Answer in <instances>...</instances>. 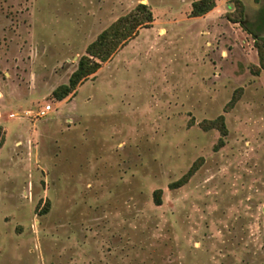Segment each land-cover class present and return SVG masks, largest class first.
Listing matches in <instances>:
<instances>
[{
    "label": "rangeland",
    "instance_id": "1",
    "mask_svg": "<svg viewBox=\"0 0 264 264\" xmlns=\"http://www.w3.org/2000/svg\"><path fill=\"white\" fill-rule=\"evenodd\" d=\"M194 1L0 0V264H264V0Z\"/></svg>",
    "mask_w": 264,
    "mask_h": 264
},
{
    "label": "trees",
    "instance_id": "2",
    "mask_svg": "<svg viewBox=\"0 0 264 264\" xmlns=\"http://www.w3.org/2000/svg\"><path fill=\"white\" fill-rule=\"evenodd\" d=\"M215 6L214 0H196L191 4V16L199 17ZM242 13V9L240 10ZM241 16V15H240ZM153 21L150 9L144 4H138L132 11L124 16L119 17L108 28L103 30L97 38L86 48V55L81 56L77 63L76 69L71 73L67 84L60 85L52 91V96L56 100H62L70 94L76 85L87 76L94 74L101 66V63L107 61L122 46L136 35V31L141 26H147ZM264 39V37H263ZM264 45V44H263ZM260 66L264 69V49L262 46H256ZM264 48V47H263ZM221 126H223V117H219ZM224 131L222 134L224 135ZM192 167L186 175H191ZM186 177V176H185ZM180 184L183 180L179 181ZM160 190L154 192L156 204H160L158 194Z\"/></svg>",
    "mask_w": 264,
    "mask_h": 264
},
{
    "label": "built area",
    "instance_id": "3",
    "mask_svg": "<svg viewBox=\"0 0 264 264\" xmlns=\"http://www.w3.org/2000/svg\"><path fill=\"white\" fill-rule=\"evenodd\" d=\"M49 110H50V106L46 105V106H44V109L41 111V114H45V113L49 112Z\"/></svg>",
    "mask_w": 264,
    "mask_h": 264
},
{
    "label": "crops",
    "instance_id": "4",
    "mask_svg": "<svg viewBox=\"0 0 264 264\" xmlns=\"http://www.w3.org/2000/svg\"><path fill=\"white\" fill-rule=\"evenodd\" d=\"M262 72V71H261Z\"/></svg>",
    "mask_w": 264,
    "mask_h": 264
}]
</instances>
